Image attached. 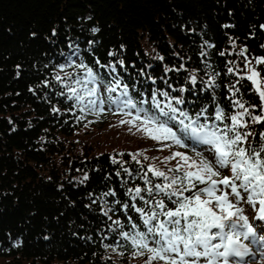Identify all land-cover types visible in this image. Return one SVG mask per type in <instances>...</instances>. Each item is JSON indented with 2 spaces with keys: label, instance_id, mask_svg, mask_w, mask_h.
<instances>
[{
  "label": "trees",
  "instance_id": "obj_1",
  "mask_svg": "<svg viewBox=\"0 0 264 264\" xmlns=\"http://www.w3.org/2000/svg\"><path fill=\"white\" fill-rule=\"evenodd\" d=\"M262 25L264 0H0V262L146 264L131 237L160 211L154 185L170 182L149 168L181 176L169 171L183 164L173 154L198 157L152 139L134 110L109 105L104 88V110L89 111L75 80L87 81L91 67L105 84L122 79L145 107L154 91L166 104L159 93L168 92L193 118L207 109L201 122L223 130L231 120L215 121L217 106L229 117L242 111L239 100L264 115L246 78L252 59L241 52L264 55ZM69 87L84 100L70 98ZM243 120L241 131H264Z\"/></svg>",
  "mask_w": 264,
  "mask_h": 264
},
{
  "label": "snow or ice",
  "instance_id": "obj_2",
  "mask_svg": "<svg viewBox=\"0 0 264 264\" xmlns=\"http://www.w3.org/2000/svg\"><path fill=\"white\" fill-rule=\"evenodd\" d=\"M120 63L123 64V61ZM255 64L264 68V57L256 58ZM78 67L86 66L81 64ZM228 71L231 72L232 69L229 68ZM86 77L87 81L77 79L75 83L81 84L89 97V111L97 106H100L101 111L104 110L102 106L105 100L97 95L99 88H104L109 93L106 98L109 105H115L119 110H134L136 119L142 121L139 128L152 139L170 140L184 148L189 146L185 142L188 141L191 142L193 151L199 145H208L214 151V163L201 152H195L199 160L182 152L174 153L173 156L180 157L183 164L178 163L175 169L169 171H180L183 173L181 176L174 175L169 178L165 172L149 168L153 175L170 179V182L163 186L154 185L155 191L164 197L156 202L160 211L153 212L152 216L144 220V224L148 226L147 232H137L131 237L132 244L143 250L141 255L145 251L149 254L146 264H153L154 261L163 264H244V258L250 253L249 245L243 243L244 240L264 247V235H257L264 228L254 227L239 206L240 202L258 205V219L264 221V131H241L248 126V122L243 120L245 115L255 124L264 123V115H253L249 112V107L239 100L234 103L242 111L229 117H225L223 110L217 106L215 121L226 118L231 120V124L225 125L221 130L214 121L201 122L200 117L205 115L207 109H202L193 118L172 103L174 99L175 104L180 105L184 100L175 97L168 99V92L159 93L166 98V104L162 105L156 99L157 94L154 91L152 106L145 107L148 101L135 99L130 94L129 85L122 79L116 78L105 84L91 67L86 68ZM246 78L252 82L255 92L258 93L261 111L264 112V78L255 67L249 68ZM56 79L60 80V77L57 76ZM192 80L195 82V76ZM88 83L93 86L88 88ZM119 86H122V91L118 96H113L112 93ZM68 92L71 94L70 98H75L77 102L84 100V96L79 95L75 88L69 87ZM250 107L254 108L256 105ZM207 119L205 116V120ZM257 135L261 141L259 147L249 140L250 136ZM223 169H230V175L221 176ZM221 185L224 189H230V192L221 189ZM135 191L139 195L141 189L137 188ZM147 191L151 194L153 189L149 188ZM165 200L175 207H166ZM159 216L166 219L154 223ZM120 235L127 238L129 234L121 232Z\"/></svg>",
  "mask_w": 264,
  "mask_h": 264
},
{
  "label": "rangeland",
  "instance_id": "obj_3",
  "mask_svg": "<svg viewBox=\"0 0 264 264\" xmlns=\"http://www.w3.org/2000/svg\"><path fill=\"white\" fill-rule=\"evenodd\" d=\"M253 61H255V60H251L248 63V65H247V73L249 72V68L250 67H255V68L257 67V64H255V62H253ZM200 152L202 153V155L206 159H208V160H210V162H213L214 163V159H215L214 151H211L209 149V147L202 146L200 148ZM221 174L222 175H226L227 174L226 170L225 171H224V169L221 170ZM227 191H229V189H227ZM242 195H243V193H242ZM239 206L242 208L244 215H246L248 217L249 222L252 223L253 225H255L258 229H261L262 227H261L260 223H262V222L259 219H255V218L253 219V212H254V215H255L257 209H255V207H253L252 205L247 204V203H244V202H240L239 203ZM257 235L258 236L259 235H264V230L258 231V234ZM261 247L262 246H259L258 249H261ZM259 260H261V261L259 262ZM0 264H2V263L0 262ZM244 264H264V254L259 255V257L257 258V260H255V261L254 260L253 261H248V262H245Z\"/></svg>",
  "mask_w": 264,
  "mask_h": 264
},
{
  "label": "water",
  "instance_id": "obj_4",
  "mask_svg": "<svg viewBox=\"0 0 264 264\" xmlns=\"http://www.w3.org/2000/svg\"><path fill=\"white\" fill-rule=\"evenodd\" d=\"M243 53H244L245 56H250V55L255 56V55L252 54V53H251L246 47H244V49H243Z\"/></svg>",
  "mask_w": 264,
  "mask_h": 264
}]
</instances>
